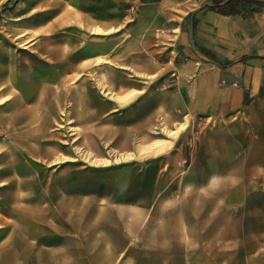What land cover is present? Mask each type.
I'll return each mask as SVG.
<instances>
[{"label":"rangeland","instance_id":"374dc122","mask_svg":"<svg viewBox=\"0 0 264 264\" xmlns=\"http://www.w3.org/2000/svg\"><path fill=\"white\" fill-rule=\"evenodd\" d=\"M186 2L196 0H0V150L8 157L3 167H17V207L0 201V213H17V223L5 219L1 245L13 241L8 231L17 230V241L37 235L45 243L48 226L56 222L64 221L69 229L83 221L91 225L108 221V201L142 204L180 197L192 200L196 220L177 223L181 237L158 242L152 236L160 230L159 222L167 219L165 207H136L128 223L133 227V246H141L142 220L149 213L145 224L151 231L146 244L150 253L103 259L111 257L116 264H264V160L255 159L261 154L252 143L256 131L242 125L238 115H200L179 98L170 105H157V92L162 88L186 93L195 81V76L176 72L179 65L199 63H179L175 44L172 50L163 47L166 42L175 43V37L166 34L172 31L166 23L169 18L180 20L179 8L183 10ZM154 21L159 27L153 32L149 26L144 35L156 43L129 51L132 57L166 63L165 77L131 105L104 113L102 105L109 98L101 87L123 91L127 78L137 74L121 57L95 56L94 49L117 34V41H123L120 35L123 32L125 37L131 25L141 28ZM96 23L123 27L118 33H102L105 30ZM96 27L102 30L97 32ZM103 71H111L112 77H97ZM56 73H64L68 80L64 84L54 80ZM180 104L183 109L178 108ZM187 116L188 127L166 154L106 167L93 165L90 150L95 152V147H99L98 156H106L102 159L119 156L111 153V146L126 127L132 125L129 150L134 151L137 139L147 142L169 137L161 130L163 118L175 128ZM109 125L114 131H98ZM205 150L220 153L217 161H223L228 172L225 189L204 190L200 175L196 177L199 184L187 181L182 189L187 171L174 165L176 158L183 157L182 165L187 167L190 154ZM63 156L78 160L56 163ZM165 158H169L166 171L147 169L150 160L163 163ZM205 204L212 223L204 221ZM206 227L211 231L205 233ZM24 247L21 262H28L29 248ZM159 248L190 252L159 255Z\"/></svg>","mask_w":264,"mask_h":264},{"label":"crops","instance_id":"0c3cea01","mask_svg":"<svg viewBox=\"0 0 264 264\" xmlns=\"http://www.w3.org/2000/svg\"><path fill=\"white\" fill-rule=\"evenodd\" d=\"M191 3L193 2H186L183 10L179 8L182 14L178 22H172L171 18L167 20L166 25L172 27L170 29L172 31H168L166 34L175 37V39L172 38L175 43L166 42L163 47H168L170 48L169 50H172L171 45L175 44L176 51L179 53V58L177 59L179 63L183 61L199 63L194 66L179 65L176 72L180 76H195V81L192 88L190 84V92L188 90L186 93L177 88H162L157 92V105H170V101L179 98L180 102L187 101L185 103H190V109L200 115H238L242 119L240 121L242 125L253 128L256 131L257 135L253 138L252 143L254 149L261 150V154L255 159L264 160V6L260 10L247 14H224L209 7L213 0H196L194 4ZM94 25L102 27L105 30L102 33L111 32L112 34L114 32L118 33L119 28L123 27L116 25L113 28V24L104 23H96ZM149 26H152V31L154 32L159 27V24L157 25L154 21L151 24H142L141 28H133L135 26L131 25V29L130 26L129 29L127 28L125 37H123L122 32L124 29H121L122 35L120 37L122 36L123 41H117L119 37L117 34L109 37L104 46L101 45L94 49L95 56H103L109 53V56L114 59L121 57L127 67L133 69L137 74L132 75V78H127L128 86L123 91L112 90L110 88L112 86L101 87L103 94L109 98L102 105L103 109H105L104 113L112 112L117 107L125 108L131 105L143 94L149 93L150 89H154L156 80L165 77L164 75L167 71L165 70L166 63L161 64L158 61L151 60L149 57L138 58L139 56H131V51L135 46L143 50L147 42L156 43L155 39L149 37V35H144ZM95 30L99 32L102 29L96 27ZM174 30L175 32H173ZM110 72H100L97 77L101 78L102 75L112 77L113 73ZM176 73L172 72V74ZM52 78L58 80L61 84L68 80L64 73L53 74ZM134 80H138L141 83L134 82ZM136 91H141L139 97L125 106L121 104L119 96L127 97ZM147 101L150 103L151 98L147 97ZM180 107L184 108L181 104L178 105V108ZM187 119L190 121L189 116H187L178 125ZM160 126L162 131H164V126L170 128L168 118H163ZM105 130L114 131V127L109 125L108 128L104 126L98 128V131ZM132 135L131 125L125 128L120 140L115 141V145L111 146L113 153L121 155L132 152V150H129L132 145ZM150 141L152 140L147 142ZM95 150V152L94 150L90 151L94 158L102 159L106 157L96 154L99 151V147H95ZM6 158L8 157L4 154V151L0 150V201L9 206L17 207V167H3L2 164ZM143 159L133 158V160ZM181 159L177 157L174 165L176 163L179 168L187 171L182 189H184L187 181L190 185L192 183L199 184L196 178L198 175L204 177L203 183H201L204 190L223 191L225 189L228 172L224 162L217 161L220 159L219 152L205 150V152L200 154L199 152L192 153L190 154V163L187 167L182 165ZM67 160L78 159L76 157L66 158L63 156L57 159L56 163ZM133 160H121L120 163ZM167 160L169 158H165L163 163L160 160H150L146 167L149 171H166ZM114 163L118 164L119 162ZM93 165L106 167L103 164L96 165L94 163ZM163 189H166V185ZM107 203V207H111L108 210L110 212L108 221H101L93 225L83 221V223L69 229H67L64 221L56 222L55 225L49 224V238H47L45 243L37 235L30 236L28 240L17 241V230L8 231L13 241H11L9 246L0 244V264H116L113 258L103 259V256L121 257L131 253L149 254L150 251L146 244L151 238V231L149 225L145 224L149 213L142 220L141 246L137 248L133 246V227L128 226V223H132V217L129 213L137 209L136 207L149 209L152 206H157L159 210L165 207L164 211L167 219L165 222H159L162 226L156 236H152L158 242L166 238L175 239L181 237L183 232L179 230L178 222L190 224L196 221L192 216V200H185L180 197L158 199L157 201H149L142 204L127 201H108ZM98 205L102 206V204ZM202 206L204 207V221L212 223L213 220H208L207 218L209 205L205 204ZM171 208L173 210L170 211ZM5 219L17 223V213L7 215L1 212L0 229L5 225ZM206 228L205 233L211 231L210 228ZM4 234L6 233L0 230L1 239L5 238ZM23 247L24 249L26 247L29 248L30 256L28 262H21ZM189 252L190 250L187 248L182 250L159 248L156 253L159 255H185L189 254Z\"/></svg>","mask_w":264,"mask_h":264},{"label":"bare ground","instance_id":"6f19581e","mask_svg":"<svg viewBox=\"0 0 264 264\" xmlns=\"http://www.w3.org/2000/svg\"><path fill=\"white\" fill-rule=\"evenodd\" d=\"M140 94H141V91H136L130 96H127V97L119 96L118 98L121 104L125 106L129 104L135 98L139 97ZM188 123H189V119H187L185 122L180 123L176 128H169L168 126H164L163 130L169 135V137L167 138L158 137V138L153 139L150 142H143L141 140H137L136 150L132 152H128V153H123L117 156L115 160L109 157L106 159L95 158L92 160V162L96 163V165L103 164V165L108 166V165L113 164L114 161L120 163L121 160L127 161L133 158L143 159V158H147L151 156H159L161 154H164L170 151L171 149H173L176 143V140L181 136L183 131L187 128Z\"/></svg>","mask_w":264,"mask_h":264},{"label":"trees","instance_id":"16d2710c","mask_svg":"<svg viewBox=\"0 0 264 264\" xmlns=\"http://www.w3.org/2000/svg\"><path fill=\"white\" fill-rule=\"evenodd\" d=\"M263 6L264 0H213V3L209 5L212 9L224 14H247L260 10Z\"/></svg>","mask_w":264,"mask_h":264}]
</instances>
